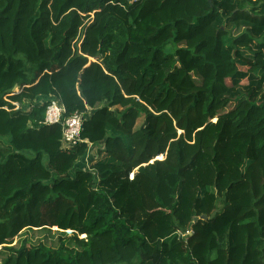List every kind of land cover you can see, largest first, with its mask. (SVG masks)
<instances>
[{"label":"trees","instance_id":"1","mask_svg":"<svg viewBox=\"0 0 264 264\" xmlns=\"http://www.w3.org/2000/svg\"><path fill=\"white\" fill-rule=\"evenodd\" d=\"M0 264H264V0H0Z\"/></svg>","mask_w":264,"mask_h":264},{"label":"built area","instance_id":"2","mask_svg":"<svg viewBox=\"0 0 264 264\" xmlns=\"http://www.w3.org/2000/svg\"><path fill=\"white\" fill-rule=\"evenodd\" d=\"M84 120V113L77 111L68 114L59 100L55 98L47 100L43 124L48 126L59 125L61 127V144L64 150L70 151V149L81 141L80 135Z\"/></svg>","mask_w":264,"mask_h":264},{"label":"rangeland","instance_id":"3","mask_svg":"<svg viewBox=\"0 0 264 264\" xmlns=\"http://www.w3.org/2000/svg\"><path fill=\"white\" fill-rule=\"evenodd\" d=\"M252 47H254L253 44H252ZM141 122H142V120H139L137 124L139 125V124H141ZM101 149H102L101 144L100 145H90L89 148H88V150H87L86 156L82 159L81 162L79 161L76 166L83 167V168H88V166L90 164V161L93 158L96 157L97 150H101ZM157 159H161V158H157ZM152 162L153 161H150V163H152ZM150 163H148V164H150ZM148 164H143L142 167H146ZM135 170H138V168H136ZM14 241L17 242L18 239H14Z\"/></svg>","mask_w":264,"mask_h":264},{"label":"water","instance_id":"4","mask_svg":"<svg viewBox=\"0 0 264 264\" xmlns=\"http://www.w3.org/2000/svg\"><path fill=\"white\" fill-rule=\"evenodd\" d=\"M199 219L206 220L207 219V216L202 215L201 217H199ZM193 221L196 222L197 221V218H194Z\"/></svg>","mask_w":264,"mask_h":264},{"label":"crops","instance_id":"5","mask_svg":"<svg viewBox=\"0 0 264 264\" xmlns=\"http://www.w3.org/2000/svg\"><path fill=\"white\" fill-rule=\"evenodd\" d=\"M43 101L42 100H40V103H42Z\"/></svg>","mask_w":264,"mask_h":264},{"label":"clouds","instance_id":"6","mask_svg":"<svg viewBox=\"0 0 264 264\" xmlns=\"http://www.w3.org/2000/svg\"><path fill=\"white\" fill-rule=\"evenodd\" d=\"M81 140V139H80ZM90 146V145H89Z\"/></svg>","mask_w":264,"mask_h":264}]
</instances>
